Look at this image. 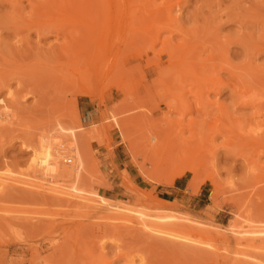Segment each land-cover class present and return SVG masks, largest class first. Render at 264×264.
<instances>
[{"label":"rangeland","instance_id":"374dc122","mask_svg":"<svg viewBox=\"0 0 264 264\" xmlns=\"http://www.w3.org/2000/svg\"><path fill=\"white\" fill-rule=\"evenodd\" d=\"M136 1L134 53L127 44L129 53L106 55L126 67L117 90L99 80L102 55H63L48 49L61 38L38 41L34 0H0V176L70 192L0 184V264H129V255L130 264H254L264 256V0ZM151 5L194 33L186 34L200 47L191 57H200V73L220 78V93L200 100L176 56L159 54L168 33L150 39ZM100 39V47L108 41ZM191 57L183 59L196 63ZM102 200L126 220L108 219ZM169 230L193 248L171 252L159 237Z\"/></svg>","mask_w":264,"mask_h":264},{"label":"bare ground","instance_id":"6f19581e","mask_svg":"<svg viewBox=\"0 0 264 264\" xmlns=\"http://www.w3.org/2000/svg\"><path fill=\"white\" fill-rule=\"evenodd\" d=\"M33 0H29V2L31 3ZM136 1V0H135ZM153 1L155 0H152V2H149L150 4L153 3ZM167 1V0H165ZM137 4H138V0L136 1ZM135 2V3H136ZM140 2H142L140 0ZM139 2V3H140ZM146 2V1H145ZM170 2V1H169ZM34 3L35 5H37L39 7V13H40V16L42 17L41 20L38 21H35L34 24L32 25V28L33 30H35V33H36V36L38 38V41L41 39V38H45L47 36H54L55 37V42H59V39L61 38L62 39V42L59 43V44H55V43H50L49 44V50H56L57 52H59L60 54H63V55H102V60L106 61L108 63V59L110 57H108L109 55H122V51H124V47L128 44L132 45L131 48L129 49H132L131 52L133 51L134 53V47H133V42L134 41V35L132 34V27H134V15H136L134 12V0H34ZM162 3H165L163 2L162 0ZM162 3L159 2V4L161 5V7H163ZM143 4V3H141ZM155 4V2L153 3V5ZM167 4V3H166ZM165 4V5H166ZM139 5V4H138ZM152 6V5H151ZM150 6V7H151ZM157 6V5H156ZM156 6H152V7H156ZM170 6L172 5H169L167 4L166 5V11H168L170 9L171 11V8ZM159 6H157L156 9H154L152 12L149 13V16H147L145 19L148 20V18L150 19L151 21V25H149V28L148 31H147V34L149 33L150 31V34H148L150 36V39L153 40V43H155L156 41L158 42V39L160 38V35L163 33V32H167L168 35L165 36L166 38L164 40H162V47L161 49L159 50V54H164V55H175L176 58H170V59H174L176 60L175 62V68L176 70L179 72H182L183 73H187V75H190V77H192L193 79V82L196 84L195 87H196V90L198 93V97L200 98L201 100V97L203 98L205 96V92L207 91V93L209 92L208 90H217L219 93H220V88H219V85L221 83V80L220 78L216 79L215 76L216 74L215 71H214V76L213 77H210L209 75L205 76L203 74V72L201 71L200 73V70L198 69L199 65V59L200 57L198 56V63L196 62V59H194V57L191 55H196V49L199 47V43L198 41L192 39V38H189L188 36H192L193 34L189 35L188 33V30H185L182 28V24L180 25L177 18L175 17H172L171 14H170V11L169 12H165L164 8H162L164 10L165 13H163V10L162 9H159L158 8ZM143 8V7H142ZM136 9V8H135ZM138 10V9H137ZM162 10V11H161ZM136 11V10H135ZM140 11V9L138 10ZM141 15V14H140ZM142 16V15H141ZM139 17V16H138ZM139 19H143V18H139ZM141 21V20H140ZM144 21V19H143ZM138 22V21H137ZM182 22V21H180ZM54 23H57V24H54ZM138 24V23H137ZM136 26V24H135ZM199 28V27H198ZM193 30V29H192ZM139 32V31H138ZM141 32V31H140ZM139 32V33H140ZM192 32H196L195 30L192 31ZM142 34V32H141ZM146 34V33H145ZM146 34V35H147ZM188 34V36L186 35ZM196 34V33H195ZM198 34V33H197ZM202 34V33H201ZM173 35H180V37H182V40L181 42L177 43L176 45L173 44L175 42H173L172 40V36ZM107 37L108 41L104 42L101 47H100V37ZM137 36V35H136ZM147 36V37H149ZM186 36V37H184ZM188 37V38H187ZM193 37V36H192ZM104 39V38H103ZM102 39V41H103ZM106 39V38H105ZM104 39V40H105ZM149 39V40H150ZM198 39V38H197ZM110 40V41H109ZM142 40V39H141ZM142 42V41H141ZM140 42V43H141ZM143 42H146V41H143ZM202 42V41H200ZM137 43V42H136ZM198 43V45H197ZM99 44V50L96 49L97 45ZM145 44V43H144ZM148 43H146L147 45ZM209 44V43H208ZM129 45V46H130ZM107 46H108V50H106L104 52L105 49H107ZM144 46V45H143ZM127 47V46H126ZM138 47V46H137ZM146 47V46H145ZM151 47V46H150ZM153 47V46H152ZM217 47V46H216ZM144 48V47H143ZM200 48V47H199ZM141 49V48H140ZM148 49V48H147ZM154 49V48H153ZM127 48L125 49L124 52H126ZM150 50V49H149ZM200 50V49H199ZM110 52V54H107L106 52ZM130 50H128V52L126 53H129ZM122 52V53H121ZM151 52V51H150ZM153 52V51H152ZM157 52V51H156ZM125 53V54H126ZM140 53V52H138ZM213 53V51H212ZM124 54V55H125ZM158 54V53H157ZM201 54V52H200ZM108 55V56H106ZM183 55V57L181 56ZM184 55H190L191 59L192 60H195L196 63H194V61L190 62V63H187L183 58H184ZM216 55V54H215ZM120 57V56H119ZM174 57V56H173ZM108 58V59H107ZM214 58V57H213ZM91 59V57L89 58ZM120 59V58H119ZM190 59V58H189ZM211 60V58H208V59H202L203 61H207V60ZM83 60V59H82ZM88 60V59H86ZM89 63H90V60H88ZM104 61V62H105ZM110 61V59H109ZM201 61V60H200ZM202 61V62H203ZM114 62V61H113ZM201 62V63H202ZM210 62V61H209ZM218 62V61H217ZM85 63V62H84ZM87 63V62H86ZM97 63V61H96ZM99 63V62H98ZM97 63V64H98ZM117 63V62H116ZM128 63V62H127ZM88 64V63H87ZM100 64V63H99ZM197 64V66H196ZM212 64V63H211ZM102 65V64H101ZM100 65V66H101ZM207 65V63H206ZM210 65V64H209ZM222 65V64H221ZM82 66L84 67L85 64ZM95 67V65H93ZM104 66V67H102ZM100 68L101 69H105V65L103 64ZM124 66V65H123ZM226 66V65H225ZM230 66V64H229ZM88 67V66H87ZM90 67V66H89ZM88 67V68H89ZM92 67V65H91ZM90 67V70L94 67L91 68ZM201 67V66H200ZM199 67V68H200ZM206 67H209V66H206ZM222 67V66H221ZM231 67V66H230ZM233 67V66H232ZM87 68V69H88ZM126 68V67H125ZM122 66L118 65V64H114V63H108L107 64V70L106 72H102L104 73V77H102L101 79L99 78V80L106 84H110V83H113V86L114 85H117L116 86V89L117 90H120L121 88H123V84H122V77H124V74H126V71L124 73V69ZM173 68V69H175ZM205 69L204 66H202L200 69ZM212 68V67H211ZM85 70V74H87V70L86 68H83ZM166 69V68H164ZM202 69V70H203ZM82 70V71H84ZM167 70V69H166ZM212 70V69H211ZM223 70V69H222ZM230 70V69H229ZM89 71V70H88ZM98 71V70H97ZM104 71V70H102ZM168 71V70H167ZM204 71V70H203ZM209 71V70H208ZM91 72V71H90ZM94 72V71H93ZM101 72V71H100ZM100 72H97L100 73ZM164 72V71H163ZM169 72V71H168ZM206 72V71H205ZM89 73V72H88ZM90 74H93V73H90ZM89 75V74H88ZM103 75V74H102ZM55 76V75H54ZM90 76H93V75H90ZM161 76V75H160ZM164 76V75H163ZM126 77V76H125ZM125 77H124V80H125ZM88 78V76H87ZM167 78V77H166ZM85 79V76L83 78V80ZM128 79V78H126ZM88 80V79H87ZM95 80V79H94ZM123 80V82H125ZM99 81V83H100ZM127 81V80H126ZM98 82V81H97ZM96 82V83H97ZM128 82V81H127ZM105 84V85H106ZM127 85V84H125ZM124 85V88L127 87ZM98 86V85H97ZM95 85L94 88H92L91 92H89V94H96L97 90L99 89V87H97ZM194 86V85H193ZM227 87V86H226ZM230 87V86H228ZM97 88V89H96ZM223 88V87H222ZM231 88V87H230ZM106 89V87H105ZM115 89V88H114ZM83 90V89H82ZM125 90V89H124ZM235 90V89H234ZM81 91V90H80ZM99 91V90H98ZM83 92V94L86 92L81 91ZM96 92V93H95ZM101 94V93H100ZM177 96V95H176ZM199 100V99H198ZM140 102V101H139ZM176 102V101H175ZM141 103V102H140ZM177 103V102H176ZM127 104V103H126ZM131 104V103H130ZM124 105V103H123ZM143 105V104H142ZM181 105V104H180ZM121 106V105H120ZM129 106V105H128ZM131 106V105H130ZM134 106V104H133ZM180 107V106H179ZM221 107V106H220ZM128 108V107H127ZM130 108V107H129ZM132 110H134V107H131ZM130 108V109H131ZM223 109V108H222ZM221 109V110H222ZM225 109V108H224ZM227 109V108H226ZM131 110V111H132ZM121 111H123L121 109ZM125 111V110H124ZM129 111V110H128ZM128 111H125V113H129ZM223 111V110H222ZM221 112V111H220ZM225 113V111H223ZM117 113V112H116ZM121 115L123 114L122 112H120ZM219 113V112H218ZM114 114V113H113ZM118 114V113H117ZM132 114V113H131ZM138 114V113H137ZM136 115V114H135ZM132 116V115H131ZM222 118V117H220ZM128 121V120H127ZM129 122V121H128ZM118 124V123H117ZM116 124V125H117ZM129 124V123H128ZM120 125V124H119ZM130 125V124H129ZM121 127H123V125H120ZM120 126L117 125V129L119 131H122L121 129L125 128H121ZM125 126V124H124ZM128 126V125H127ZM203 126V125H202ZM119 127V128H118ZM200 128H202L200 126ZM222 130H224L223 128H221ZM105 130V129H104ZM221 130V131H222ZM94 131V130H93ZM107 131V130H106ZM124 132H126V130L123 129ZM199 131V130H198ZM202 129L200 130V133H201ZM226 131L227 133V129L224 130ZM95 132V131H94ZM128 132V131H127ZM204 132V130H203ZM223 133V132H222ZM225 133V134H226ZM206 134V133H205ZM86 135V134H85ZM129 135V134H128ZM197 135V134H195ZM199 135V134H198ZM204 135V134H203ZM131 136V135H130ZM226 136V135H225ZM201 137V136H200ZM123 138V136H122ZM203 138V136H202ZM128 139L127 136H126V133H125V136L123 138V140H126ZM208 139V138H207ZM260 139V138H259ZM258 139V140H259ZM264 139V138H262ZM130 140V138H129ZM258 140H256L255 143L259 142ZM210 141V140H209ZM261 141H264V140H261ZM251 145V144H250ZM208 146V145H206ZM186 171V170H185ZM185 171H182L181 173L185 172ZM1 174V173H0ZM3 174V173H2ZM99 174V173H98ZM180 174V173H178ZM4 175V174H3ZM1 175L0 176V184L3 186V189L6 187L7 188V184L6 182H10L12 180V182H10L11 184L14 182L15 184H21V185H25V186H30V187H34V190H37V192H40L41 190H45V191H48V193L50 192L51 195H62V196H68L70 195V192L66 191V188L65 189H61L60 186H54V187H44L42 186L40 183H34V182H27V181H21V180H15V179H12V178H8V179H5L7 178L6 176H3ZM158 176V175H157ZM5 177V178H3ZM17 177V176H16ZM160 178H163V177H160ZM159 178V179H160ZM164 180L167 182V183H171L172 182V176L170 175H164ZM22 179V178H21ZM99 179V178H98ZM102 179V178H101ZM211 179V178H210ZM158 181V179H156ZM33 181V180H32ZM160 181V180H159ZM165 182V183H166ZM9 183V184H10ZM164 183V182H163ZM14 184V185H15ZM13 185V184H12ZM11 185V186H12ZM13 185V186H14ZM2 186H1V189H2ZM53 186V185H51ZM15 187V186H14ZM17 187V186H16ZM37 188V189H36ZM69 190H71L69 188ZM44 193V192H43ZM49 193V194H50ZM40 195V193H38ZM45 197V196H44ZM52 197V196H51ZM55 197V196H54ZM81 197V196H80ZM99 198V197H98ZM69 200V199H68ZM95 201H97L95 199ZM94 201H92L93 203ZM100 202V201H98ZM103 203H98V206L100 205L102 207V209H104V213L105 211H108V219L110 220H114V221H124L126 220L124 217H126L125 213H122V208L118 207V205H114V204H111V203H105V200L103 201ZM76 203V202H75ZM115 203V202H114ZM117 203V202H116ZM95 204V203H94ZM97 204V203H96ZM93 205V204H92ZM92 205H89V206H92ZM94 206V205H93ZM99 206V207H100ZM120 206V205H119ZM134 207V206H133ZM92 208V207H91ZM96 208V207H95ZM125 208V207H124ZM97 209V208H96ZM124 210V209H123ZM135 210V209H134ZM103 211V210H102ZM119 212V213H118ZM107 213V212H106ZM147 214V213H146ZM156 215V214H155ZM104 216V215H103ZM129 216V215H128ZM158 216V214H157ZM163 216V215H162ZM105 217V219H106ZM171 217V216H170ZM2 218V217H1ZM128 218V217H127ZM124 219V220H123ZM140 223H141V220H139ZM144 222V221H142ZM104 223V222H103ZM183 223V222H182ZM185 223V222H184ZM159 224V223H158ZM181 224V223H180ZM142 225V224H141ZM144 225V224H143ZM165 226V224H163ZM172 225V224H170ZM178 224L176 223H173V226H175ZM182 225V224H181ZM127 226V225H126ZM153 226V225H152ZM169 227V225H166V227ZM180 226V225H179ZM155 227V226H154ZM160 227V226H159ZM115 228V227H113ZM126 228V227H125ZM138 228V227H136ZM153 228V227H152ZM171 228V227H170ZM180 228H182L180 230ZM156 229V228H155ZM174 229V227H173ZM176 229L182 231L184 230V224L180 227H176ZM98 230V229H97ZM160 230V229H159ZM163 230V229H161ZM166 230V229H165ZM172 230V229H171ZM171 230H169L171 232ZM176 230V231H178ZM186 230V229H185ZM184 230V231H185ZM117 231V229H116ZM153 231V230H151ZM155 231V230H154ZM168 231V232H169ZM159 232V231H158ZM162 232V231H161ZM167 231H163L161 235H159V237L161 236L160 239L164 240L168 245L166 246H170L171 248L169 249H172L170 250L171 252H177L175 253L176 255L177 254H180V252H184L185 249H186V244L183 243V241L186 240V238L184 237L185 235L184 234H181L183 233V231L180 233L178 232V234H174L173 231L171 233L173 234H168L166 233ZM186 232V231H185ZM184 232V233H185ZM248 233V232H247ZM158 234V233H157ZM182 236H181V235ZM189 235V234H188ZM158 237V236H157ZM190 245V244H189ZM188 245V246H189ZM187 246V248H188ZM252 246V245H251ZM192 247L191 245L189 246V248ZM259 247V246H257ZM261 247V250H262V255H264V245L260 246ZM259 247V248H260ZM186 249V250H189ZM193 248V247H192ZM167 249V250H169ZM197 249V247H196ZM191 250V249H190ZM196 251V250H195ZM193 249L191 250V252H195ZM202 251V250H201ZM190 252V251H189ZM203 252V251H202ZM169 253V252H168ZM186 253V252H185ZM200 254H207L206 253H201L200 251L198 252ZM212 253V252H211ZM239 253V252H238ZM171 254V253H170ZM209 254V252H208ZM256 254V253H254ZM128 254H126L127 256ZM259 255V254H258ZM124 256V255H123ZM130 256V255H129ZM126 257V263H129L130 264V261L132 262L131 260V257ZM173 256V255H172ZM186 256V255H185ZM191 256V255H190ZM252 256V255H251ZM255 256V255H254ZM197 257V256H196ZM255 257H258V256H255ZM204 258V257H203ZM262 258H264V256H262ZM260 257V260L259 259H256V263L254 264H264V259H262ZM262 259V260H261ZM42 261V260H41ZM133 263V262H132ZM111 264V263H109Z\"/></svg>","mask_w":264,"mask_h":264},{"label":"built area","instance_id":"2783aa9c","mask_svg":"<svg viewBox=\"0 0 264 264\" xmlns=\"http://www.w3.org/2000/svg\"><path fill=\"white\" fill-rule=\"evenodd\" d=\"M70 161L68 160V163H69Z\"/></svg>","mask_w":264,"mask_h":264}]
</instances>
